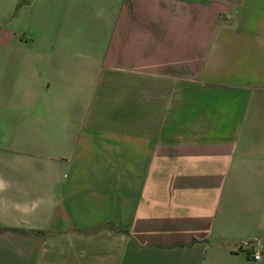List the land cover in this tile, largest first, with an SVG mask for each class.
I'll use <instances>...</instances> for the list:
<instances>
[{
  "label": "crops",
  "instance_id": "0c3cea01",
  "mask_svg": "<svg viewBox=\"0 0 264 264\" xmlns=\"http://www.w3.org/2000/svg\"><path fill=\"white\" fill-rule=\"evenodd\" d=\"M5 1L0 264H264V0Z\"/></svg>",
  "mask_w": 264,
  "mask_h": 264
},
{
  "label": "rangeland",
  "instance_id": "374dc122",
  "mask_svg": "<svg viewBox=\"0 0 264 264\" xmlns=\"http://www.w3.org/2000/svg\"><path fill=\"white\" fill-rule=\"evenodd\" d=\"M12 6L8 5V2H6L5 0H0V25H4L7 26V21L6 17L8 16L9 13H12V15L9 17V27H11V29H13V31H15V37H14V41H13V45L15 46H23L24 45V49L26 50V52L22 53V54H17L19 56V59L21 57H25L26 56V60H32L33 61V54H34V47L37 45H40L41 42L45 39L42 37V34H39V36H36V38L32 37V32H31V23L32 22H28L27 20H23L22 17H19L17 15V6H13V10H10ZM60 15V19L64 18V15ZM23 28H30V34H22L20 31ZM60 28H64L63 25L60 26ZM19 29V30H17ZM57 37L51 38V43H49V45H53L56 43V41L62 39L63 38L61 36H59V34H57ZM3 40H5V38H2ZM69 42L71 43V45H79V46H84L89 44V38L83 34V32H79L75 33L71 36L68 37ZM24 42V43H23ZM22 55V56H21ZM1 53H0V62H1ZM11 109L9 106H7V104H5L4 101H2L0 99V160H3V158L6 155V144L5 141L9 140L10 137H12L11 134H6L5 133V126L9 125V119L8 116L9 114H15V111Z\"/></svg>",
  "mask_w": 264,
  "mask_h": 264
},
{
  "label": "built area",
  "instance_id": "2783aa9c",
  "mask_svg": "<svg viewBox=\"0 0 264 264\" xmlns=\"http://www.w3.org/2000/svg\"><path fill=\"white\" fill-rule=\"evenodd\" d=\"M251 258H252V260H253L254 262H257V261L260 260V254H258V253H254V254L251 255Z\"/></svg>",
  "mask_w": 264,
  "mask_h": 264
},
{
  "label": "trees",
  "instance_id": "16d2710c",
  "mask_svg": "<svg viewBox=\"0 0 264 264\" xmlns=\"http://www.w3.org/2000/svg\"><path fill=\"white\" fill-rule=\"evenodd\" d=\"M2 231H7V230L0 229V232H2Z\"/></svg>",
  "mask_w": 264,
  "mask_h": 264
}]
</instances>
